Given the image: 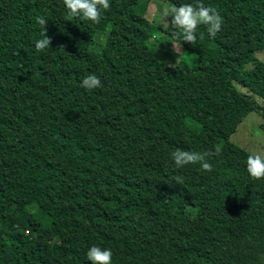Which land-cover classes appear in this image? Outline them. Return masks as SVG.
I'll list each match as a JSON object with an SVG mask.
<instances>
[{"label":"trees","instance_id":"trees-1","mask_svg":"<svg viewBox=\"0 0 264 264\" xmlns=\"http://www.w3.org/2000/svg\"><path fill=\"white\" fill-rule=\"evenodd\" d=\"M150 1L0 0V264H264V0Z\"/></svg>","mask_w":264,"mask_h":264},{"label":"rangeland","instance_id":"rangeland-1","mask_svg":"<svg viewBox=\"0 0 264 264\" xmlns=\"http://www.w3.org/2000/svg\"><path fill=\"white\" fill-rule=\"evenodd\" d=\"M159 14V19L155 17ZM182 18V12L169 4L168 0H151L147 7V17L152 20L154 24L160 23L159 21L169 18V15ZM159 20V21H158ZM101 36L96 37V40H101ZM152 43L157 44L156 50L162 56L167 55L168 64L175 66L182 57L183 49L177 45L169 44V39L164 32L157 30L152 38ZM159 43V44H158ZM256 58L264 62V51L256 53ZM250 69V65H246L244 70ZM240 89V88H239ZM244 91V89H240ZM261 118L258 113H251L238 127L237 132L234 133L230 141L238 146L246 149L248 152L253 153L257 157H264V132L260 128Z\"/></svg>","mask_w":264,"mask_h":264}]
</instances>
